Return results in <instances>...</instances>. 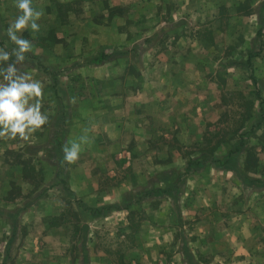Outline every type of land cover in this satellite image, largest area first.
<instances>
[{"label":"rangeland","instance_id":"rangeland-1","mask_svg":"<svg viewBox=\"0 0 264 264\" xmlns=\"http://www.w3.org/2000/svg\"><path fill=\"white\" fill-rule=\"evenodd\" d=\"M31 7L40 29L18 33L33 47L15 67L41 83L48 120L0 138V264H264V0ZM19 14L0 0L9 53ZM102 50L115 56L90 63ZM138 96L146 130L117 140L100 117Z\"/></svg>","mask_w":264,"mask_h":264},{"label":"clouds","instance_id":"clouds-1","mask_svg":"<svg viewBox=\"0 0 264 264\" xmlns=\"http://www.w3.org/2000/svg\"><path fill=\"white\" fill-rule=\"evenodd\" d=\"M16 7L20 14L9 24L6 34L15 47L9 53L0 49V61L7 62L10 56L15 57V63L0 68V138H21L27 140L29 135L47 123L48 117L41 113L40 98L42 85L39 81H32L27 75H17L16 63H22L25 53L32 50L28 39L18 33L25 29L38 32L40 25L37 20L41 11L31 7V0H16ZM87 136L82 135L79 142L73 141L70 146H64L63 159L67 163H74L81 151V144L87 142Z\"/></svg>","mask_w":264,"mask_h":264},{"label":"crops","instance_id":"crops-1","mask_svg":"<svg viewBox=\"0 0 264 264\" xmlns=\"http://www.w3.org/2000/svg\"><path fill=\"white\" fill-rule=\"evenodd\" d=\"M117 94V93H116ZM113 94H111V96H113ZM140 95V94H139ZM112 98V97H111ZM141 96H138V98H134L135 102L133 103L134 104H137L139 105L138 108L135 109V113L134 111L131 112V110H128L129 108L127 109H124L122 106H124L123 104H119L118 107H114L115 104H114V111L116 112L114 118H113V114H111V116L109 117L108 114H102L100 118H102V121L104 123H110V125H112V127H110V129H113L114 132L118 131V135H117V140L118 139H125L124 136L126 137L127 135V132H125V124L128 123L131 124V125H140L142 124L144 126V123L147 122L145 121V117L143 118V111L144 110V105L142 104L143 102L140 100ZM112 107V108H113ZM132 109V108H131ZM103 110L101 109L99 113H101ZM93 116V115H92ZM76 117H79V116H76ZM82 117V116H81ZM141 117V118H139ZM112 118V119H111ZM82 119V118H81ZM80 119V120H81ZM88 122L92 120V117H88L87 118ZM148 123V122H147ZM146 130V127L144 126V131ZM90 130L85 132V134L83 135H86V136H89ZM138 136H136L137 139H140L139 136L141 135L140 133V130H138L137 132H135ZM91 136V135H90ZM132 135L129 134L128 137H131ZM94 137V136H93ZM116 137V136H115ZM118 137H122V138H118Z\"/></svg>","mask_w":264,"mask_h":264},{"label":"trees","instance_id":"trees-1","mask_svg":"<svg viewBox=\"0 0 264 264\" xmlns=\"http://www.w3.org/2000/svg\"><path fill=\"white\" fill-rule=\"evenodd\" d=\"M256 54H249L246 60H241L238 62H235L237 66H247L249 67L250 65V59ZM115 56L114 52H105V51H100L96 56L92 57L89 62L95 65H101L105 62H108ZM252 79H254L253 76H251Z\"/></svg>","mask_w":264,"mask_h":264}]
</instances>
